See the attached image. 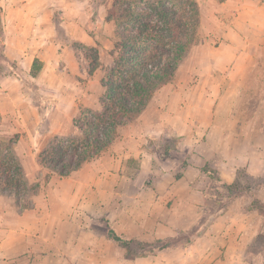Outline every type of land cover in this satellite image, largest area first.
Listing matches in <instances>:
<instances>
[{"label":"crops","instance_id":"0c3cea01","mask_svg":"<svg viewBox=\"0 0 264 264\" xmlns=\"http://www.w3.org/2000/svg\"><path fill=\"white\" fill-rule=\"evenodd\" d=\"M10 2L1 3L7 13L3 53L17 64L23 79L29 76L55 91L58 101L49 116L50 131L40 134L42 115L25 98L22 82L15 76L1 82L0 128L12 122L11 132L21 134L15 153L28 192L24 206L0 192V264H247L246 245L261 234L262 224L253 221L257 210L248 209L251 197L245 194L233 198L186 247L141 255L143 251L116 242L109 232L146 248L194 230L213 209L205 190L211 180L207 166L227 185L237 184L241 172L264 180V115L260 119L239 113L233 106L241 104L240 97L225 90L228 77L212 68L209 73L197 71L201 81L162 87L99 157L61 177L41 166L44 149L22 147L35 134L44 146L53 136L76 135L75 106L88 105V88L99 78L96 71L83 82L87 94H74L87 73L75 64L76 49L63 47L59 39L57 43V32L91 47L96 43L92 30L97 33L104 22L109 28L114 22L107 14L100 17L95 0ZM35 58L44 68L33 78ZM67 77L71 83H65ZM70 114L72 119L66 120ZM174 138L180 140L171 149L150 145L151 140ZM132 161L139 162L134 175L129 172ZM155 163L162 168L156 169ZM179 172L182 177L177 179Z\"/></svg>","mask_w":264,"mask_h":264},{"label":"trees","instance_id":"16d2710c","mask_svg":"<svg viewBox=\"0 0 264 264\" xmlns=\"http://www.w3.org/2000/svg\"><path fill=\"white\" fill-rule=\"evenodd\" d=\"M109 20L116 27V51L113 65L105 68L101 79L104 92L99 109L81 107L73 119L78 134L52 137L39 155L41 166L61 177L71 175L85 163L99 157L117 139L119 129L142 113L155 93L174 80L185 56L196 44L201 11L196 0H131L117 3L116 11ZM4 35L0 15V64H6L11 70L7 75L23 80L14 70L15 64L3 53ZM86 48L93 52L89 56V76H93L101 67L100 55L96 48ZM43 68L44 62L35 58L30 75L38 77ZM38 108L43 124H47L51 109H45L42 104ZM19 140V134L11 139H0V192L12 195L24 206L28 186L15 153ZM186 166L185 162L182 169ZM204 170L208 176L213 174L211 180L222 184L230 195L221 199L217 209L207 210L194 230L148 246L141 255L190 245L212 218L233 200L235 196H230L235 195V185L222 183L208 166ZM181 177L179 172L177 179ZM109 235L116 242L132 248V243L124 241L114 231L110 230Z\"/></svg>","mask_w":264,"mask_h":264},{"label":"rangeland","instance_id":"374dc122","mask_svg":"<svg viewBox=\"0 0 264 264\" xmlns=\"http://www.w3.org/2000/svg\"><path fill=\"white\" fill-rule=\"evenodd\" d=\"M95 1L99 2L101 6L100 17L107 14V17L110 18L116 11L117 3L131 0ZM196 1L201 11V25L198 38L196 44L190 49L182 61L174 80L169 83L168 86L171 87V85H174L178 87L179 85L183 86L188 83L196 84L198 81L202 80L201 76L196 74V72L205 71L209 73L212 68V71H216L220 76L223 77L224 75L228 77V87H225V90L232 93L233 98L236 96L240 97L238 99H240L241 104L237 107L233 106V108L240 110L239 113L241 114L245 115L248 113L260 116L261 119L262 115H264V0ZM2 2L4 4L7 3L8 6L11 2L10 0H0V15L5 33L6 24L4 19L7 13L4 11V7L1 6ZM56 19L59 21L61 17L57 16ZM111 25L112 26L109 28L104 22L97 33H95L96 30H92L93 35L95 34L96 36V43L89 48H96L99 51L101 67L97 70L98 72L96 75L99 79L96 80V82L92 79L93 82L88 88V92L91 96L88 100V105L85 106L81 104L75 106L76 114L73 117L79 114L81 107L90 108L92 110H97L100 107V99L104 92L100 80L104 75L105 68L113 65L114 52L116 51V27L115 24ZM5 36L6 35H4L3 38L4 44ZM57 39L61 41L63 47L72 45L74 49H76L78 58L75 64L80 65V67L86 71L87 74L85 77L87 78H79L82 88L75 91L74 94H77L80 90L87 94L86 86L83 87V82H89L91 79V76H89L91 59L89 56L93 55V52L87 50L86 47L88 46L78 43L68 37L64 31L60 30L57 32ZM199 47H207L208 49L199 51ZM10 62L15 64L13 68L17 70V64L12 61ZM63 65L64 63L61 64V68ZM10 71L11 70L6 64H0V85L6 78L14 77L7 75ZM215 76L217 75L215 74ZM230 76L232 77L231 79L229 78ZM64 79L65 83H71V78L67 77ZM19 80L24 86V96L27 101L31 103V106L38 108L39 105L42 104L45 109H51L48 114V123L43 124V122H41L38 128L40 134L48 133L50 131L49 116L57 108L55 101H58V93L48 90L43 85L36 84L29 76L23 80ZM221 81L225 82L223 78ZM44 99H47V101L43 102ZM234 101L236 102V99H234ZM71 107L72 106L68 108L71 109ZM69 116H71L72 119V115L70 114L66 117V120L70 119ZM252 123L255 124L256 122ZM1 124L0 121V125ZM11 124L12 122H8L0 128V139L7 140L16 135L11 132L13 130ZM74 131V133L78 134L76 130ZM19 135L21 136V134ZM34 138L35 140H33V142L29 139L27 141V143H29L23 145L22 149L46 148V145H43L45 143H42L41 140H37V134H35ZM179 140L180 139L177 138L165 141L162 139L151 140L150 145H154L156 149H171L173 145L174 147L177 145ZM129 166V172L134 175L139 169V162L132 161L129 163ZM154 166L156 169L162 168V164L159 163H155ZM212 175L210 176L212 177ZM146 184L150 187V185L153 184L152 178H149ZM205 190L208 192L209 196L212 197L209 205L213 207V209H217L221 205V199L230 195V193L223 188L222 184H215L212 180L206 184ZM234 194L235 195L230 197H236V195L240 196L241 194L251 197V203L248 209L257 210L259 214L257 212L254 214L253 221L258 223V225L259 223L262 224L261 234L255 238H249L250 240L246 245L247 264H264V180L252 179L241 172L239 182L235 184L234 187ZM230 202H228L227 205ZM23 204L25 205L26 201H24ZM132 248L136 252L145 250L144 245H133Z\"/></svg>","mask_w":264,"mask_h":264}]
</instances>
